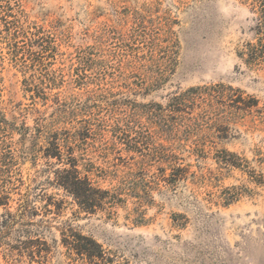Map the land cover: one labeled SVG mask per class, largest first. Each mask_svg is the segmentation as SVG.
Segmentation results:
<instances>
[{"label": "rangeland", "instance_id": "1", "mask_svg": "<svg viewBox=\"0 0 264 264\" xmlns=\"http://www.w3.org/2000/svg\"><path fill=\"white\" fill-rule=\"evenodd\" d=\"M261 11L257 0H0V190L11 195L0 264H74L69 227L112 264H264V58L249 56L264 44ZM205 87L210 108L175 105ZM240 95L258 106L237 111ZM85 128L70 142L80 169L125 201L93 215L43 157L50 134ZM45 202L58 210H18Z\"/></svg>", "mask_w": 264, "mask_h": 264}, {"label": "trees", "instance_id": "2", "mask_svg": "<svg viewBox=\"0 0 264 264\" xmlns=\"http://www.w3.org/2000/svg\"><path fill=\"white\" fill-rule=\"evenodd\" d=\"M260 3L262 13L264 15V0H257ZM250 58L252 61H258L264 58V44L261 42L258 47H252L250 49ZM232 90V89H231ZM210 88H196L191 89L185 94L175 97V105L179 107L183 104L196 105L207 104L212 102V94L209 93ZM210 96V98H208ZM235 104L234 108L237 111L249 112L253 107L258 106V101L251 99L245 100L242 96H238L237 100L231 99ZM64 134V135H63ZM89 129L85 128L83 133L66 131L65 133L54 132L47 138V145L43 150V157L47 160H55L56 164L61 166L54 172V184L56 188L62 190L72 198L75 204L80 210L87 214H96L98 212L111 211L116 206L123 204L125 201L122 198V194L117 190H104L96 185L89 177L86 167L81 170L79 159L74 156L75 147L70 146L72 140H85L89 137ZM177 171L186 173L185 168H178ZM181 177H184L183 174ZM179 178L171 177V180L167 179L173 187L177 184ZM9 183V181L7 180ZM7 189V188H6ZM5 189V186L0 190V207L9 208L11 195L10 192ZM11 189V188H10ZM13 189V188H12ZM52 207L58 210V206L52 202H45L42 207H33L31 211L28 210V205L24 204L19 207L20 214H28L30 219H35L39 216H47L53 214ZM8 217L12 214L7 212ZM139 221V220H137ZM143 221V220H142ZM3 224H7V221H3ZM29 244L46 245L41 238L37 237L35 240H29ZM61 244L66 249L67 257L74 264H112L113 261L106 255L102 245H100L95 239L90 236L83 235L76 231L72 227L61 231ZM29 257L34 259L36 255L42 259L43 252L48 253V250L38 249L33 250L29 248Z\"/></svg>", "mask_w": 264, "mask_h": 264}]
</instances>
